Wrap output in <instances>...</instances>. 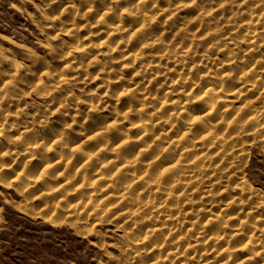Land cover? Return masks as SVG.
<instances>
[{"label":"rangeland","instance_id":"rangeland-1","mask_svg":"<svg viewBox=\"0 0 264 264\" xmlns=\"http://www.w3.org/2000/svg\"><path fill=\"white\" fill-rule=\"evenodd\" d=\"M262 56L264 0H0V264H264Z\"/></svg>","mask_w":264,"mask_h":264},{"label":"bare ground","instance_id":"bare-ground-1","mask_svg":"<svg viewBox=\"0 0 264 264\" xmlns=\"http://www.w3.org/2000/svg\"><path fill=\"white\" fill-rule=\"evenodd\" d=\"M103 11V10H102ZM106 11V10H105ZM99 12V11H98ZM102 13H104V12H102ZM98 14V13H97ZM101 14H99V16H100ZM152 18V17H151ZM248 24H245V26H247ZM142 27V26H141ZM140 28V27H139ZM115 29H116V27H115ZM118 30H119V28H118ZM117 31V30H116ZM132 32V31H131ZM134 32V31H133ZM113 33V32H112ZM117 33V32H116ZM252 38H254V37H252ZM121 43V42H120ZM119 44V43H118ZM155 45V44H154ZM258 45L259 44H257V42L255 43V42H251V44H250V49L251 50H253V49H258ZM126 51V50H125ZM258 51V50H257ZM231 53V52H230ZM254 54V53H253ZM257 54V53H256ZM128 55V54H127ZM231 57V56H230ZM263 57V56H262ZM264 58V57H263ZM230 60V59H229ZM135 61V60H134ZM254 65V64H253ZM252 65V66H253ZM248 66H250V65H248ZM240 67V66H239ZM242 69V68H241ZM247 69V68H246ZM248 70V69H247ZM246 70V71H247ZM239 70H237V72H238ZM245 71V73H244V71L240 74V77H237V78H235V76H234V78L237 80L238 79V83L240 84V86H239V88H237L236 90H233V92L235 91V93H238V94H242L243 92H249V91H256V90H259V88L258 87H256V86H254V85H249V81L246 79V78H244L243 76H245L246 77V75H247V72ZM251 72V71H250ZM249 74H251V73H249ZM239 76V75H238ZM241 76H242V78H241ZM247 76H249V75H247ZM253 76V75H252ZM255 76V75H254ZM257 77V76H256ZM258 77H259V75H258ZM252 78V77H251ZM208 81V80H207ZM173 83H175V82H173ZM172 84V83H171ZM205 88H206V92H207V90L209 91V90H211V91H214V92H216V91H218V90H222V88H224V87H222V84H219L217 81H216V83L215 84H213L212 82L210 83V81L209 82H205ZM258 84V83H257ZM197 86V85H196ZM204 88V89H205ZM184 89V86L182 85V84H178V83H176V84H172L171 86H170V92L173 94V93H176V92H178V95H180L179 93H184V92H181V90H183ZM263 90V89H262ZM127 91V90H126ZM204 91V92H205ZM242 92V93H241ZM169 94V93H168ZM216 94V93H215ZM256 94L258 95V93H257V91H256ZM255 94V95H256ZM182 95V94H181ZM180 95V96H181ZM261 95V94H260ZM259 95V96H260ZM175 96H176V94H175ZM180 96H179V98H180ZM183 96V95H182ZM170 97V96H169ZM169 97H167V98H169ZM173 97V96H172ZM184 98V97H183ZM169 99H172V98H169ZM154 100V99H153ZM143 101V100H142ZM169 102V100L167 101V103ZM175 102H176V99H175ZM253 102V101H252ZM169 103H171V102H169ZM173 103V102H172ZM252 103H250L249 102V105H251ZM162 105H167L165 102L163 103L162 102ZM170 105V104H169ZM143 106V105H142ZM145 107V106H144ZM261 107V106H260ZM137 108H139V107H137ZM136 108V109H137ZM216 107H215V105L214 104H212V105H210L209 106V108L208 109H205V110H207L205 113H203V114H210L211 112H213V110L215 109ZM255 108V107H254ZM259 108V107H258ZM257 109V108H256ZM128 110V112H129V109H127ZM130 110H131V108H130ZM238 111V108H236L235 109V111ZM239 110H240V108H239ZM136 111V110H135ZM138 111H140L139 109H138ZM145 111V110H144ZM223 111H225V110H223ZM236 111V112H237ZM127 112V111H126ZM132 112H134V111H132ZM142 112H143V109H142ZM239 112V111H238ZM176 113V112H175ZM125 114V113H124ZM256 115V114H255ZM171 116V115H170ZM253 116V115H252ZM116 117V116H115ZM127 117V116H126ZM160 117V116H159ZM247 117H249V116H247ZM121 117H119V119H120ZM123 118V117H122ZM200 118V113H197V115H195L194 116V118L193 119H199ZM250 118V117H249ZM248 118V119H249ZM201 119V118H200ZM255 120V122L256 123H258V122H260V118L258 117V116H254V117H252V119L250 118L249 120ZM122 120V119H121ZM192 120V119H191ZM248 120V121H249ZM114 122V121H113ZM119 122L120 121H115V125H118L119 124ZM122 122V121H121ZM120 122V123H121ZM191 122V121H190ZM254 122V121H253ZM203 123V122H202ZM233 122H231V123H229L230 125L232 124ZM235 123V122H234ZM144 123L142 122V124L141 125H143ZM194 124H196L195 122H194ZM198 124V123H197ZM260 124H262V125H264V123H260ZM107 125V124H106ZM105 125V126H106ZM211 126V125H210ZM101 128V127H100ZM189 128V127H188ZM105 129H107V126L105 127ZM154 129V128H153ZM206 129V128H205ZM145 131V130H144ZM147 131V130H146ZM102 132V131H101ZM185 132V131H184ZM189 132V131H188ZM210 132V131H209ZM97 133V132H96ZM208 133V132H207ZM63 133H55V134H53L48 140H47V143L46 144H54V143H57V142H59V141H61L62 140V137H63V135H62ZM94 134V133H93ZM99 134V133H98ZM169 134V133H168ZM213 134H214V132H213ZM103 135V134H102ZM204 135H207V134H203V136ZM208 135H210V134H208ZM207 135V136H208ZM104 136V135H103ZM141 136V135H140ZM215 136V135H214ZM94 137H96V135H93V137H91V138H94ZM120 137V136H119ZM124 137V136H123ZM160 137V136H159ZM202 137V136H201ZM140 138V137H139ZM138 138V139H139ZM205 138V137H204ZM95 139V138H94ZM106 139V138H105ZM97 140V139H96ZM125 140V139H124ZM175 140V139H174ZM179 140H180V138H179ZM204 140V139H203ZM123 141V138L121 139V141H112V140H106V144H104V146L103 147H106V148H108L109 146H117V144H120L121 142ZM198 141H199V139H198ZM90 142V141H89ZM172 142H174V141H172ZM183 142V141H182ZM182 142H181V144H182ZM104 143V142H103ZM170 143H171V141H170ZM42 144V143H41ZM82 143L79 141H77V142H74V144H73V149H75V148H78L79 146H81L82 147V145H81ZM194 144V143H193ZM216 144V143H215ZM123 145V144H122ZM169 145V144H168ZM48 146V145H47ZM95 146V145H94ZM127 146V145H126ZM171 146V145H170ZM191 148V147H190ZM82 149V148H81ZM89 149V148H88ZM97 149V148H96ZM114 149V148H113ZM197 149V148H196ZM80 152H81V150H79ZM112 151V150H111ZM115 151V150H114ZM184 151V150H183ZM182 151V152H183ZM185 151H186V149H185ZM230 151H231V149H230ZM7 154V153H6ZM13 154V153H12ZM89 154V153H88ZM75 155V154H74ZM90 156V155H89ZM182 157V156H181ZM87 158H89L90 159V157H84V159H87ZM91 158H92V156H91ZM198 158V157H197ZM66 159L67 160H69V161H71L72 160V157H71V159H69L68 157H66ZM66 159L64 158V160L66 161ZM94 159V158H93ZM63 160V159H62ZM61 160V158H60V160H58L59 162H60V164H61V162H63ZM80 160V158H78L77 159V161H76V163H79L78 161ZM91 160V159H90ZM57 161V162H58ZM67 162V161H66ZM107 163H109V164H111V163H114L113 161H108ZM106 163V164H107ZM50 164V163H49ZM58 164V163H57ZM65 164V163H64ZM67 164V163H66ZM82 164V163H81ZM46 166V165H45ZM82 166V165H81ZM105 166V165H104ZM107 166V165H106ZM105 166V167H106ZM171 166V165H170ZM55 167V166H54ZM83 167H84V164H83ZM71 168V167H70ZM69 168V169H70ZM41 170V169H40ZM43 170V169H42ZM76 171H77V169H76ZM79 171V170H78ZM99 171V170H98ZM77 174V173H76ZM101 174V173H100ZM103 175V174H102ZM150 175V174H149ZM145 177V176H144ZM138 180V179H137ZM219 180V179H218ZM191 181V180H190ZM135 182V181H134ZM155 183V182H154ZM228 183V182H227ZM150 185V184H149ZM152 188V187H151ZM249 189V188H248ZM247 189V190H248ZM129 190V189H128ZM76 191V190H75ZM125 192V191H124ZM120 193V192H119ZM127 193V192H126ZM208 193V192H207ZM42 194V193H41ZM62 198H64V197H62ZM233 198V197H232ZM231 198V199H232ZM207 199V198H206ZM234 199V198H233ZM233 199H232V201L230 202L229 201V203H227V204H225V205H223L224 206V208H225V211L227 212V210L229 209V208H231V204L234 202L233 201ZM66 200V199H65ZM123 200V199H122ZM125 201H126V199H124ZM123 200V201H124ZM135 200V199H134ZM235 200V199H234ZM37 201H39V200H37ZM137 201V200H136ZM59 203V202H58ZM77 203V202H76ZM241 203H243V202H241ZM262 203V202H261ZM88 204V203H87ZM233 205H234V203H233ZM237 205V204H236ZM243 205V204H242ZM72 206V205H71ZM71 206H70V208H71ZM81 206V205H80ZM261 206H263V205H261ZM45 207V206H44ZM25 209V208H24ZM222 209V208H221ZM223 210V209H222ZM32 211V210H31ZM224 211V210H223ZM229 211V210H228ZM248 211V210H247ZM220 212H221V210H220ZM246 212V211H245ZM247 213V212H246ZM77 214V213H76ZM221 214V213H220ZM232 214V213H231ZM234 214V213H233ZM251 214V213H250ZM250 214H248V215H250ZM238 215V214H237ZM245 215V214H244ZM82 216V215H81ZM213 216V215H212ZM46 217H47V215H46ZM219 217V216H218ZM230 217V216H229ZM222 218V217H221ZM238 217H232V218H230V220H234V219H237ZM219 219V218H218ZM217 219V220H218ZM223 219V218H222ZM244 219H245V217H244ZM197 220V219H196ZM202 220V219H201ZM214 221H216L215 220V218H213V217H210V219H208V218H204L203 219V221H202V223L205 225V224H212V222H214ZM224 221V219L222 220V221H220V222H223ZM216 222H219V221H216ZM215 222V223H216ZM219 222V223H220ZM242 222V221H241ZM57 223V222H56ZM224 223H226V222H224ZM54 224V223H53ZM192 224V223H191ZM199 224V223H198ZM221 224V223H220ZM196 225V224H195ZM203 225V226H204ZM219 225V224H218ZM222 226L224 225V224H221ZM193 226H194V224H193ZM220 226V225H219ZM159 227V226H158ZM161 227V226H160ZM218 227V226H217ZM217 227H215L216 229H218ZM162 228V227H161ZM200 228H203V227H200ZM223 228L224 227H222V230H223ZM149 229V228H148ZM157 229V228H156ZM165 229V228H164ZM215 229V230H216ZM220 229H221V227H220ZM219 229V230H220ZM210 230V229H209ZM221 230V231H222ZM237 230V229H236ZM241 231H242V229H241ZM202 232H205V231H202ZM201 232V233H202ZM238 233L240 232L239 231V229H238V231H237ZM219 233H221V232H219ZM231 233V232H230ZM237 233V234H238ZM163 234V233H162ZM216 234V233H215ZM236 233H234V235H226V234H216V235H213L212 234V237H214L213 239L214 240H216V241H220V243H221V241H224V243L225 242H228V239L229 238H231V237H235L236 235H235ZM163 236V235H162ZM252 235H250L249 237H247V239L249 240V239H251L252 240V237H251ZM237 237H239V235L237 236ZM217 238V239H216ZM254 238V237H253ZM211 239V238H210ZM232 239V238H231ZM238 239V238H237ZM240 239V238H239ZM238 239V240H239ZM242 239L243 238H241L240 240L242 241ZM165 240V239H164ZM229 241H231L230 239H229ZM245 241H246V239H245ZM243 242H244V240H243ZM242 242V243H243ZM236 243H238V242H236ZM236 243H233V244H236ZM244 243H246V242H244ZM231 243L229 242V245H230ZM238 244H240V243H238ZM251 244V243H250ZM173 245V244H172ZM227 245V244H226ZM225 245V246H226ZM232 245V244H231ZM245 245V244H244ZM243 245V246H244ZM196 246V245H195ZM228 246V245H227ZM235 246V245H234ZM242 246V245H241ZM229 247V246H228ZM227 247V248H228ZM231 247V246H230ZM237 246H235V248H236ZM213 248V247H212ZM234 248V249H235ZM244 248V247H243ZM222 249V248H221ZM233 249V250H234ZM239 249H240V247H239ZM238 249V250H239ZM231 250V249H230ZM236 250V249H235ZM232 251V250H231ZM230 251V252H231ZM228 253V252H227ZM178 254V253H177ZM196 254V253H195ZM228 257V256H227ZM242 257V256H241ZM240 258V257H239ZM238 257L235 259V262H234V264H246V262H244L245 260H247V258L246 257H244L245 258V260L243 261V260H241V259H239ZM226 259V258H225ZM228 259V258H227ZM249 259V258H248ZM251 259V258H250ZM209 260V259H208ZM228 260H230V259H228ZM209 261H211V260H209ZM224 262H225V260H224ZM188 264V263H187ZM215 264H217V263H215Z\"/></svg>","mask_w":264,"mask_h":264}]
</instances>
